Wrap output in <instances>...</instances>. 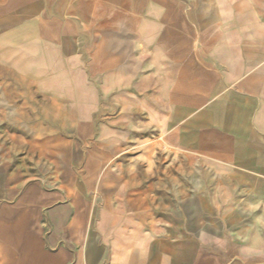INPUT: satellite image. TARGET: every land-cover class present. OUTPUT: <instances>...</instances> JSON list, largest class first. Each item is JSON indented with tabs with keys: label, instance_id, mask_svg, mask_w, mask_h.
<instances>
[{
	"label": "crops",
	"instance_id": "obj_1",
	"mask_svg": "<svg viewBox=\"0 0 264 264\" xmlns=\"http://www.w3.org/2000/svg\"><path fill=\"white\" fill-rule=\"evenodd\" d=\"M0 66V263L264 260V0H0Z\"/></svg>",
	"mask_w": 264,
	"mask_h": 264
},
{
	"label": "water",
	"instance_id": "obj_2",
	"mask_svg": "<svg viewBox=\"0 0 264 264\" xmlns=\"http://www.w3.org/2000/svg\"><path fill=\"white\" fill-rule=\"evenodd\" d=\"M224 264H264V260L246 261L233 250L228 254Z\"/></svg>",
	"mask_w": 264,
	"mask_h": 264
},
{
	"label": "rangeland",
	"instance_id": "obj_3",
	"mask_svg": "<svg viewBox=\"0 0 264 264\" xmlns=\"http://www.w3.org/2000/svg\"><path fill=\"white\" fill-rule=\"evenodd\" d=\"M11 69H14V67L0 66V75L1 74H10V73L14 74V71H12ZM0 85H1V83H0ZM5 262H6V259H3L1 261L2 264H5Z\"/></svg>",
	"mask_w": 264,
	"mask_h": 264
}]
</instances>
